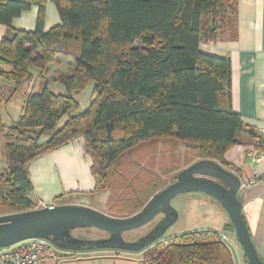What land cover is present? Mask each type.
<instances>
[{"label": "trees", "instance_id": "16d2710c", "mask_svg": "<svg viewBox=\"0 0 264 264\" xmlns=\"http://www.w3.org/2000/svg\"><path fill=\"white\" fill-rule=\"evenodd\" d=\"M48 1L57 8L60 24L46 32ZM236 4L0 0V24L7 27L33 6L39 10L35 31H15L0 44V79L16 87L8 95L0 83V108L33 80L32 68L43 72L64 48L75 49L68 50L69 56L75 55V72L56 80L66 94L53 92L47 82L40 93L34 88L27 92L15 121L6 120L0 110L7 153L0 172V208L11 213L35 209L30 164L80 138L93 160L96 192L112 188L115 166L126 152L154 139L171 137L198 145L202 159L213 157L224 164L225 153L238 144L243 129L241 116L230 110L231 62L202 54L199 46L217 38ZM113 49L122 51L109 57ZM90 84L92 102L72 116L79 108L74 94ZM47 133L53 134L41 143ZM151 197H140V208ZM145 253V264H235L222 237L211 230L157 241Z\"/></svg>", "mask_w": 264, "mask_h": 264}, {"label": "crops", "instance_id": "0c3cea01", "mask_svg": "<svg viewBox=\"0 0 264 264\" xmlns=\"http://www.w3.org/2000/svg\"><path fill=\"white\" fill-rule=\"evenodd\" d=\"M38 12V7L33 6L20 17L14 19L11 27L0 24V44L5 38H13L15 31H35ZM59 24L60 18L57 8L52 2L48 1L44 29L48 32ZM199 50L202 54L228 59L231 62L230 110L241 116L243 129L237 135L238 144L225 153L224 164L213 157L202 159L198 145L187 146L188 143L185 142L180 145L178 141L169 142L162 139L144 142L139 145V148L135 147L125 154L129 156L134 151L141 158L155 156L157 167L161 169L165 157L163 154H168L171 157L175 155L178 161L179 153L183 151L191 161L188 167L202 160H211L239 178L241 186L237 197L242 204V214L258 255L264 262V180H259L252 186L247 185L256 175L264 174V154L262 163L259 164H253L252 157L247 154L260 141L259 131L264 128V0H237L233 13L226 25L219 30L217 38L201 42ZM3 107L0 110L2 115L5 116L8 106L5 105L4 112ZM192 146H197V148ZM187 147L192 149L191 153H188ZM5 150L4 136L0 135V172H3L6 168ZM163 150L165 153L159 154ZM92 166L93 160L87 155L84 143L78 140L36 159L29 166V179L32 185L30 198L36 205L35 209L75 205L92 208L113 218H129L120 213L114 215L112 211H109V209L115 207L110 206V203L117 205L119 201L111 200L112 194L109 191H112V188L103 192L95 191L96 181L92 174ZM118 167L121 168V162H119ZM156 175L160 180L165 179L161 174ZM156 188H151L147 195L152 194L155 196L160 193L161 191H157ZM106 192L109 195L106 198L99 199V195L104 193V195H107ZM206 196L209 200H201L198 208L204 203H212L211 205L215 209L214 215L219 218V221L211 220L208 226L203 225V227L195 228L193 231L211 230L217 232L222 237V242L230 249L234 263L248 264L227 212L217 201L208 195ZM139 198L140 196L129 200V202L136 203ZM91 199L103 203L104 208L88 203V200ZM120 201L122 202V200ZM171 208L169 218L168 214L162 213L161 225L164 223V231L157 241L170 238L165 236L167 232V230L165 232V228L169 224V229L179 221L180 208ZM133 210H136L135 215L140 212L137 211L136 206L131 211ZM8 214L12 213L0 211V216ZM71 235V238L78 239L73 233ZM225 238L228 239V242ZM157 241L138 252L93 248L90 246L70 249L61 247L58 242H49L54 256L47 259L44 264H145L144 253L146 249H149Z\"/></svg>", "mask_w": 264, "mask_h": 264}, {"label": "water", "instance_id": "95a60500", "mask_svg": "<svg viewBox=\"0 0 264 264\" xmlns=\"http://www.w3.org/2000/svg\"><path fill=\"white\" fill-rule=\"evenodd\" d=\"M197 148V146H192ZM239 178L211 160L199 161L183 170L175 183L156 194L135 216L118 219L84 206H52L0 216V249L14 246L31 239L58 242L61 247L77 249L125 247L138 252L163 235L164 223L136 245L125 242L122 233L137 230L149 223L157 214L171 212V200L186 192L203 193L217 201L227 212L248 264H264L260 259L245 218L237 193ZM77 227H93L105 231L110 240L80 241L71 238Z\"/></svg>", "mask_w": 264, "mask_h": 264}, {"label": "rangeland", "instance_id": "374dc122", "mask_svg": "<svg viewBox=\"0 0 264 264\" xmlns=\"http://www.w3.org/2000/svg\"><path fill=\"white\" fill-rule=\"evenodd\" d=\"M67 47L64 48L62 50V53L55 58V60L53 61V63H51V65H49L47 70L41 72L36 68L31 69L33 80L24 84V86L18 91L17 95L16 96L14 95V97L11 99L12 102L10 101L11 102L10 105H8V103H3L2 105L4 106L3 112L5 111V105L8 106V109H6L5 112L7 113L5 114L6 120L11 122V121H15L20 117V115L22 114L23 104L26 99L25 95H27V92L29 91L32 92L33 88L35 92L40 93L44 89L46 83L49 82V87L53 92L66 94V90L64 89V87L60 83H57L56 80H58V78H62L63 76L68 77L75 72L74 69L75 55L69 56V51H68L71 50L75 52V49L73 45H69L68 50ZM121 51L122 49L120 50L113 49V51H110L109 57L117 55L121 53ZM0 83L7 91L8 95H11L16 88L14 84L9 83L5 79H0ZM74 97L79 102V106H78L79 108L71 111L70 114L72 116L78 115L79 113H83L84 111L87 110V108L89 107L90 103L94 98V84H90L85 90H83L79 94H74ZM67 119L68 116L65 117L63 120L66 121ZM51 134L53 133H47L41 139L40 142L41 143L45 142L51 136ZM162 140L169 142L177 141V139L171 137H165ZM78 141L84 143L83 138L78 139ZM178 142H180L179 143L180 145L183 143L182 141H178ZM190 145L191 144L188 143L187 146ZM136 148H139V145ZM186 150L188 151V153H191L192 151V149L188 147L186 148ZM163 153H165L164 150L159 154H163ZM6 155L7 153L5 150V158ZM163 155L165 157H164V161L162 162L161 169L157 167V163H156L157 158L155 156L148 158H141L140 156H138L137 153H134V151H132L129 155L130 157L128 156V154H125L120 158V160L115 166V172L113 174L112 191L111 190L109 191V193L112 194L111 200L112 201L118 200L120 204L118 203L116 205L115 203L112 202L110 203V206H115L112 207V209H109V211L113 212L112 214L118 215L120 213L127 217H131L135 215L134 213L136 212V210L133 211L131 210L134 209L135 206L137 207V211L142 210L140 209V200L142 199L144 201L146 197L148 198L147 194H149L150 186L151 188L157 187L156 188L157 191H163L166 187L175 183L178 178V175L184 169H186L188 165L191 163L189 157L185 155L183 151L179 153L178 161L175 155L173 157H171L168 154H163ZM119 162H121V168L118 167ZM156 174L158 175L161 174L165 179L160 180ZM109 193L106 192L107 195H104L105 193L103 195H99V199L103 197L106 198L109 195ZM137 196H140L141 199L139 198L136 201V203L129 202V200L131 199H136ZM207 199L208 197L206 195L198 194V192L182 193L176 196L174 199H172L171 207L175 209L180 208L179 209L180 217L178 223L175 224L173 227L168 229L169 224L167 225V228H165V232L167 230L165 236L167 237L169 236L171 238L176 235L189 232L191 230L193 231L195 228H201L203 227V225L208 226L211 220L219 221V218L216 215H214L215 209L211 205L212 203L211 204L204 203L198 208L199 202L201 200L205 201ZM120 200H122V202ZM88 201H89L88 203L92 205H96L104 208V206H102L103 203H100V201L98 200L94 201L93 199H91ZM215 204L217 205V203ZM0 211H10V209L8 208L2 210L0 209ZM211 212L215 217L212 215ZM162 219H163V215L162 213H159L143 227L137 230L122 233V239L127 243L136 245L140 242L141 239L147 238L148 236L156 232L161 226ZM71 232L80 241L110 240V235H108L107 232L93 227H77L74 228ZM225 240H227L228 242V239L225 238ZM124 248L125 247L121 248L116 246L112 250H124ZM124 251H130V250L127 249ZM145 254L146 253H144V256H146Z\"/></svg>", "mask_w": 264, "mask_h": 264}, {"label": "built area", "instance_id": "2783aa9c", "mask_svg": "<svg viewBox=\"0 0 264 264\" xmlns=\"http://www.w3.org/2000/svg\"><path fill=\"white\" fill-rule=\"evenodd\" d=\"M259 134L260 141L247 152L252 157L253 164L261 163L264 154V128L259 131ZM259 180H264V174L256 175L247 185L252 186ZM53 256L52 246L48 241L31 239L0 249V264H44Z\"/></svg>", "mask_w": 264, "mask_h": 264}]
</instances>
